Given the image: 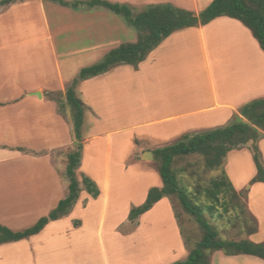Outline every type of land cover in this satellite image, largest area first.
<instances>
[{"label": "crops", "instance_id": "crops-1", "mask_svg": "<svg viewBox=\"0 0 264 264\" xmlns=\"http://www.w3.org/2000/svg\"><path fill=\"white\" fill-rule=\"evenodd\" d=\"M104 1L113 3L110 0ZM120 1L119 4L132 5L129 3L130 0ZM135 1L144 3V6L170 3L177 8L187 7L186 9H190L189 7H191L194 14H199L203 9L198 8V0H186L188 4L181 0L179 2H176L177 0ZM5 3L0 2V6ZM20 4L25 3L11 2L5 10L0 8V22L1 16L10 15L12 8H16V6H19L18 10L27 8ZM41 12H43L42 9ZM74 20L64 23L65 25L62 27L55 28L54 35L56 40H59L56 44L51 43L54 38L50 40L48 34L44 39H39V41L44 40L49 44L48 50L51 51L53 57L55 74H49L48 66H43L42 71L47 73L48 77L47 75L42 76V83L26 88V90L20 91L21 84L19 85V83L11 85L12 73L6 71L7 63L2 61L0 49V151L3 154L0 156V165L8 164L7 170H0V224L12 231H22L18 229L21 224L25 223L24 221H32L30 223L33 226L41 218H37V216L44 214L47 216L68 193V180L65 177L66 153L64 152L73 144L74 136L70 114L68 113V119L64 115L68 110L63 108L65 99L63 86L70 82V76L66 77V67L62 69L63 66L57 60V51L61 50L59 54L64 55L62 57L87 52L97 53L105 47L107 38L112 40V37L119 36V33L114 32L111 26L99 29L95 25L97 22L93 17H77ZM43 23L45 32L48 33L49 23L44 18ZM247 30L234 19L220 17L205 26L174 32L136 67L118 65L105 74L80 82L83 88H88V86L95 90L104 88L107 115L112 112V115H108L107 119L111 117L123 119L128 118L129 115L135 119L131 125L123 128L122 132L115 131L106 134V136L109 135L106 137L109 139L112 135L123 136L116 140L115 144L111 141L106 144L107 150L115 151L120 167L123 166L133 141V134L129 133L130 129L138 131V134L161 146L165 145L163 143L173 142L189 133L227 126L235 117H240L239 110L244 105L254 100L264 99V52L252 38L250 31ZM1 37L0 33V42ZM116 41L117 44L114 48L122 44V42ZM57 44L60 49L56 48ZM209 47L217 57L215 64L211 63ZM67 48L73 49L68 51ZM194 49H197L201 54L203 67L206 71V81L204 82L202 76L196 75L197 71L195 73L188 71V66L178 62L181 53L185 51L191 53V50ZM48 50L43 48L35 51L30 50L29 55L31 58L40 55V61L41 55L47 53ZM66 51L67 53H64ZM65 60L66 58H63V61ZM63 63L65 64V62ZM35 67H37L36 64ZM190 67L192 66L190 65ZM20 69L23 70L24 67L22 66ZM187 71L190 72L189 75L184 74ZM123 72H126V75ZM149 72H152L151 82L150 75L146 74ZM51 76H54L56 81ZM23 87H29V84ZM136 88H141V90L152 88L147 95L149 98L152 97V100L147 103L143 102L144 105L141 104L143 107L127 109L125 105L136 99L135 96L133 97L134 94L138 96V93H144L140 90L138 92L131 91L130 94L129 91ZM51 92L63 93L64 98L60 96L59 101L54 100L48 96V93ZM118 96L122 102L117 105L115 100ZM138 99L140 98H137V101ZM38 105H41L40 111L35 109ZM146 105L149 108H144ZM92 107L98 112L93 105ZM145 109L153 110L154 114L144 115ZM96 118V114L92 113L87 125V134H83L82 125L84 159L89 157V151L85 149L87 144H95L100 138V135L92 134ZM66 123L69 125L67 126ZM84 123L85 118L83 119ZM258 147L264 161V138L258 142ZM96 148L98 149L99 146L97 145ZM246 150L248 151L247 148L234 149L226 156L224 171L235 190L234 179L237 177L235 175L239 170H237L238 165L242 163L244 166L250 167L245 158V162L239 161L242 152ZM80 167L82 171H85L83 160ZM140 176L143 179L149 178L150 185L158 183L151 174L146 173ZM107 181V179L103 180L104 183L101 185L102 194L108 191ZM79 187L81 191L78 199L68 215L48 223L40 233L35 235L38 236L45 232L50 226L58 225L59 236L57 235L49 245L51 249L56 244L63 245L65 242L70 244L78 241L74 232H80L83 228L72 220L96 203H93L91 197L85 193L81 183H79ZM261 190H264V186L261 187ZM248 208L257 220V224H264L263 213L259 205H254V207L248 205ZM30 217L33 220H28ZM45 256V252L38 254L37 259L33 258L30 264H53L50 263L52 259ZM235 257L238 256L229 257V260H235Z\"/></svg>", "mask_w": 264, "mask_h": 264}, {"label": "rangeland", "instance_id": "rangeland-1", "mask_svg": "<svg viewBox=\"0 0 264 264\" xmlns=\"http://www.w3.org/2000/svg\"><path fill=\"white\" fill-rule=\"evenodd\" d=\"M3 1L5 0H0V2L4 3ZM64 1L73 2L89 0ZM110 1L113 3H121L120 0ZM179 1L180 0H177L176 2ZM181 1L188 4L186 0ZM212 1L213 0H198V8H203L201 9L203 11ZM11 2L25 3L20 4V6L25 5L27 8L18 10L19 6H16V8L11 9L10 15L1 16V59L3 62L7 63L6 65L8 68L6 71L12 73L13 80L11 81V85L13 83L22 85L19 87L20 91L42 83V76L47 75L48 77V74L42 71L43 66H48L49 74H55L53 57L51 51L48 50L49 44L44 40L39 41V39H44L46 34H48L50 35V40L54 38L51 43L56 44L59 40H56V36L54 35L55 28L58 26L62 27L65 25L64 23L73 22L77 17H93L97 22L95 25L99 29L111 26L114 32L116 31L119 33V36L112 37V40H108L107 38L105 47L102 48L103 50L100 49L97 53L87 52L62 57L64 55L59 54L61 50L57 51V60L60 62V65L63 66L62 69L66 67V77L70 76V82L63 86L65 92L72 81L78 77L81 69L99 63L109 50L116 46V40L122 43L134 42L136 38L135 31L128 28L121 17L104 9L90 10L86 6H80L78 9L74 10L70 7H63L51 0H7L5 4H1V10H5ZM129 3H132V5L129 4V6L134 13L141 11L145 7L143 5L144 3L135 0H130ZM170 5L174 6L172 4ZM186 8L180 9L192 12L191 7H189L190 9ZM41 9L43 12H41ZM43 18L49 23L50 30H48V33L45 32ZM40 48L47 49L48 52L41 55L40 61V55H35L31 58L29 55L30 50L35 51L40 50ZM56 48L60 49L58 44ZM72 49L67 48L68 51H72ZM198 52L197 49L191 50V53L185 51L179 55L178 58L180 61L178 62L188 66V71H193L194 73L197 71L198 73H196V75H199V77L202 76L204 82L206 81V71L203 67L201 54ZM209 52L211 63L215 64L217 57H215L211 47H209ZM64 53H67V51ZM63 58H66V60L63 61ZM63 62H65V64ZM35 64L37 67H35ZM190 65L192 67L189 68ZM22 66L24 67L23 70L20 69ZM214 69L215 66L213 70ZM188 71L184 72V74L189 75L190 72ZM123 74L126 75V72H123ZM146 74L151 77L152 72ZM215 74L216 71L214 70V75ZM51 78L55 80L54 76H51ZM151 81L152 77L150 78V82ZM28 84L29 87H23ZM81 85L82 83L77 87L76 94L85 106L83 134L87 132L90 116L94 113L97 116V120L92 134H98L100 138L95 144H87L85 149H88L89 157L86 159H84L83 156L84 146L82 147L80 164L75 173L79 183H81V177L84 176L91 180L96 186L99 195L97 198H93L84 190L82 185L85 193L91 197L93 203H96L89 206L83 213H80L79 217L72 220V222H77L78 226H82L83 228L80 232H74L75 238L78 239L77 242L70 244L65 242L63 245H52L53 248L51 249L49 245L55 240L57 235L59 236V226L53 225L47 228L45 232L26 241L0 246V264H30L32 259H37V255L42 252H45V257L52 259L50 263L53 264H173L174 262L184 260L188 251L192 249L194 244L200 239L201 232L193 217L183 209L176 196H172L170 199H163L159 203H156L152 209L140 215L133 222H130L128 218L132 209L145 203L149 189L161 187L156 162L153 158L152 160H143V157L147 152L151 153L155 148L169 146L178 142L182 136L173 142L163 143L165 145L158 146L149 138L138 134V131H131L130 129L129 133L131 135L133 134V141L123 166L120 167V164L117 162V157L115 156V151L110 152L107 150L106 144L109 141L115 144L116 140L123 136L112 135L109 139L106 138L109 136H106V134L108 132L123 130L127 125H131L135 119H133L131 115L123 119H114L112 117L107 119L108 115H112V112H110V109V113L107 115L104 88L95 90L89 86L88 88H83ZM151 89L152 88L141 90V88H136L130 90V94L131 91L138 92L140 90V92L143 91L144 93H138V96L134 94L133 97L135 96L136 99L132 100L131 103L127 100L129 104H126L125 107L131 110L138 106L143 107L141 105L143 102L147 103L152 100V97L149 98V96H147ZM61 92L63 91L61 90ZM48 96L59 101V97H63V93L51 92L48 93ZM137 98H140L138 99L140 104ZM144 99L145 101H143ZM120 102H122V100L118 96L117 100H115V104L118 105ZM92 105L98 112L93 110L94 108ZM144 108H149V106L146 105ZM35 109L36 111H40L41 105H38ZM144 112V115H148L149 113L150 115L154 114V111L151 109H145ZM68 113L67 111L66 114H64L67 119ZM66 124L67 126L69 125L68 123ZM223 127L225 126L216 127L214 129ZM210 130L213 129L207 131ZM207 131L189 133L186 135L193 136ZM72 140H74L73 144L70 148L66 149L64 153L67 154L75 150V145L78 142L74 137ZM82 140L80 142L81 144H83ZM97 145L99 146L98 149L96 148ZM140 153L142 154L140 155ZM1 155L3 154L0 151V156ZM244 158L248 161L250 167L244 166L242 163L238 165L239 168L237 167V170H239L236 172L235 176L237 177L234 179V185L250 215L247 213L246 217H243L237 210H229L228 213H223L222 209H219V213H221L220 217L214 216L211 218L206 211H204V217L216 228L221 239H249L254 243H264V224H257V232L251 237L247 234V230L254 225L250 218L252 214L248 205L249 207L250 205H252V207H254V205H259L263 213L262 217L264 218V190H261V187L264 185H250V179L254 176L255 169L249 150L242 152L239 161L245 162ZM82 160L84 162L85 171H82L80 167ZM174 167L179 171L177 172L178 178L181 185L184 186L189 199L194 197L193 193L197 186L207 184L209 179L215 177L219 173L218 171L206 172L203 169L202 161L194 155L178 160L175 162ZM7 168L8 164L0 165V170H7ZM183 169L184 172L182 173L181 170ZM86 172L90 173L88 174ZM146 173L153 175L154 179H157V185H150L151 180H149V178H141L142 176L140 175ZM105 179L108 180V191L102 194L101 185H103V180ZM101 195L102 197H100ZM201 201H203L202 198ZM44 216L45 214L39 215L37 218H42ZM28 220L33 219L30 217ZM255 221L257 223L256 219ZM24 222L25 223L21 224L18 230L27 229L31 226L30 222L32 221ZM179 226L183 235L180 233ZM184 240H186L188 246L184 244ZM229 259L228 256L223 255L221 252L212 253L210 256L211 264H264V261L251 256H238L232 261Z\"/></svg>", "mask_w": 264, "mask_h": 264}, {"label": "trees", "instance_id": "trees-1", "mask_svg": "<svg viewBox=\"0 0 264 264\" xmlns=\"http://www.w3.org/2000/svg\"><path fill=\"white\" fill-rule=\"evenodd\" d=\"M51 1L72 9L86 6L89 9L107 10L121 17L125 25L135 31L136 39L134 42L122 43L110 50L99 63L81 69L78 77L67 88L63 108L70 114L73 136L78 142L75 145V150L66 154L67 196L47 216L40 218L27 229L12 231L0 224V246L37 235L48 223L68 215L78 199L81 190L75 171L80 164L82 149L80 142L85 110L83 102L76 94V88L80 82L105 74L118 65L136 67L174 32L205 26L220 17L240 22L250 31L264 52V0H213L199 14L170 4L147 5L141 11L134 13L129 5L110 3L104 0ZM3 2L5 3L7 0ZM59 108L61 109V106ZM239 115L240 117H235L230 124L223 128L193 136L183 135L178 142L151 151L153 160L157 164L161 187L149 189L145 203L132 209L128 218L130 222H133L140 215L152 209L160 200L170 199L172 196L177 197L183 209L193 217L198 225L201 236L193 248L188 251L186 258L173 264H211L210 256L215 252H221L228 257L251 256L264 261V243H254L249 239H221L216 228L204 217V211L211 218L220 217L219 209H222L223 213L237 210L243 217H246L248 213L241 201L240 194L235 190L224 171L226 156L231 150L247 148L250 151L256 171L250 180V185L264 184V161L258 147V142L264 138V99L244 105L239 110ZM193 155L202 161L203 169L206 172L218 171L219 173L209 179L207 184L197 186L193 193L194 197L189 199L178 178L177 172L179 171L175 169L174 165L178 160ZM181 171L183 173L184 169ZM81 184L91 197H98L99 191L91 180L83 176ZM248 215L250 214L248 213ZM250 218L254 225L247 230L249 237L257 232V223L253 216ZM180 233L182 234L181 228ZM184 244L188 246L186 240H184Z\"/></svg>", "mask_w": 264, "mask_h": 264}, {"label": "water", "instance_id": "water-1", "mask_svg": "<svg viewBox=\"0 0 264 264\" xmlns=\"http://www.w3.org/2000/svg\"><path fill=\"white\" fill-rule=\"evenodd\" d=\"M152 158V154L150 152H147L143 157V160H152Z\"/></svg>", "mask_w": 264, "mask_h": 264}]
</instances>
